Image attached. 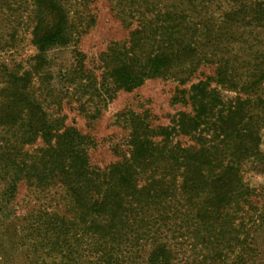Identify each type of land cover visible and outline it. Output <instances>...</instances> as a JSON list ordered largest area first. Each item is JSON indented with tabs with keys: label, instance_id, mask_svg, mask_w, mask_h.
I'll use <instances>...</instances> for the list:
<instances>
[{
	"label": "trees",
	"instance_id": "obj_1",
	"mask_svg": "<svg viewBox=\"0 0 264 264\" xmlns=\"http://www.w3.org/2000/svg\"><path fill=\"white\" fill-rule=\"evenodd\" d=\"M88 2L0 0L9 18L26 14L35 49L23 63L0 60V221L15 222L40 264H264V187L244 178L264 174V0H114L127 39L94 71L75 51L54 75L49 53L93 25ZM170 76L190 84L173 99L190 112L157 127L121 116L128 151L104 168L57 112L65 99L96 111ZM20 187L36 204L23 214Z\"/></svg>",
	"mask_w": 264,
	"mask_h": 264
},
{
	"label": "rangeland",
	"instance_id": "obj_2",
	"mask_svg": "<svg viewBox=\"0 0 264 264\" xmlns=\"http://www.w3.org/2000/svg\"><path fill=\"white\" fill-rule=\"evenodd\" d=\"M78 9L81 11L84 8ZM86 13L93 17L94 22L86 29L78 43L74 47L61 48L49 53L54 75L61 66H68L72 62L75 51L85 56L86 67L94 71L93 59L105 51L110 43L127 39L128 30L123 28L116 15L114 0H89ZM10 15L0 11V60L12 66L23 63L25 59L33 56L35 49L30 44V24L26 14L19 12L9 18ZM230 48L234 51L238 50V45ZM212 71L213 67L198 69V73L204 75H211ZM198 73H195L192 82H196V78H201ZM52 84L54 88L62 87L58 79H54ZM189 85V83L181 85L171 76L155 78L145 81L143 85L132 91L117 92L111 101L101 105L96 111L88 105L86 110H80V104L75 103V99L70 102L65 99L57 112L59 116L64 117L66 126L76 128L92 140L93 145L89 150L90 162L95 167L104 168L120 161L128 151V130L121 116L131 112L143 115L153 127L168 126L171 117L175 114L190 112L189 107L173 102L174 98L180 97L179 91L188 89ZM224 96L232 97L234 94L224 92ZM83 101L84 99L81 103ZM50 112L56 113L54 108ZM261 137V149L264 150V129L261 131ZM244 178L251 187H264V174L249 172L244 174ZM32 199L26 189L20 187L16 196L19 207L17 213L23 214L26 210L33 209L36 204H33ZM15 225L14 221L4 223L0 221V264H37L38 262L40 264L44 258H38L40 260L36 263L37 258L28 255L24 248H21L18 239L14 237L17 227ZM263 238V235L259 237L260 245L264 244ZM45 262L48 264L49 259H45Z\"/></svg>",
	"mask_w": 264,
	"mask_h": 264
}]
</instances>
